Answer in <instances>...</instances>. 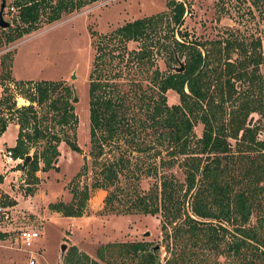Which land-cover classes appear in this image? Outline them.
I'll list each match as a JSON object with an SVG mask.
<instances>
[{"label": "trees", "instance_id": "1", "mask_svg": "<svg viewBox=\"0 0 264 264\" xmlns=\"http://www.w3.org/2000/svg\"><path fill=\"white\" fill-rule=\"evenodd\" d=\"M94 1L13 0V26L0 29V46L35 31L42 17L51 23L61 14ZM164 4V11L126 21L113 29L106 39L115 45L110 40H95V36V65L87 83V155L92 177L89 183L79 179L86 175L87 165L83 162L68 182L69 201L49 202L47 208L65 217L81 216L90 191L102 189L106 192L102 210L106 212L112 210L119 193L127 203L122 213L161 216L162 238L170 241L169 246L165 244L168 257L163 264H264V202L251 221L254 202L263 189L258 184L264 180V139L257 138L259 128L247 125L250 113L263 110L264 80L257 69L262 56L257 53L249 58L252 69L246 71L247 62L233 63L227 57L233 42L225 40L221 49V42L215 41L216 54L223 51L225 55L217 57L215 67L210 66L205 43L189 39L181 30L185 3L165 0ZM127 42L137 45L127 51ZM259 45L256 39L253 47ZM161 51L165 53L162 59L166 67L176 62V55L182 59V70L165 74L159 71L154 61ZM11 55L12 51H8L1 56L5 76H9ZM114 59L115 65L124 62L125 66H113L116 71L110 74L112 68L108 66ZM130 66L139 77L144 75L143 80L127 79L134 75L127 70ZM241 80L247 83L244 93L235 89L234 82ZM15 83L28 104L15 107L11 94H6L0 100V110H5L17 124L14 145L9 147L12 157L22 159L29 152L31 155L21 171L27 195L39 182L37 171L58 170L59 143L73 152L81 151L75 138L77 116L70 84L63 80ZM212 84L213 90H209ZM167 90L177 95V103H166ZM197 122L202 129L200 136L194 137L192 129ZM5 123L2 114L0 134ZM229 139L234 141L233 147ZM134 152L138 161L130 168L129 154ZM141 155L153 163H143ZM156 159L158 167H178L182 182L172 173H162L141 194L117 189L119 176L135 181L140 174L155 176ZM234 163L239 167L235 175ZM19 167L20 163L16 169ZM14 204V199L0 194V207ZM166 225L171 226L170 232ZM4 237L0 232V240ZM69 250L72 255L67 252L62 264H100L85 253L75 254L74 247ZM107 251L133 264H160L147 241L106 243L96 249V257L102 260ZM210 255L227 257L228 262L210 261Z\"/></svg>", "mask_w": 264, "mask_h": 264}, {"label": "rangeland", "instance_id": "2", "mask_svg": "<svg viewBox=\"0 0 264 264\" xmlns=\"http://www.w3.org/2000/svg\"><path fill=\"white\" fill-rule=\"evenodd\" d=\"M2 1L4 3L3 19L8 22V26L12 27L11 20L16 13V9L12 6L13 0H0V4ZM180 1H183L187 8L183 14L181 30L186 32L189 39L205 43L204 49H208L210 66L215 67L217 57L220 55L222 59L225 55L223 51L216 54L215 41L221 42V49L225 40L233 42V47L227 51V57L233 63L237 61L245 63L257 53L261 54V43L264 45V0ZM164 3L165 0H96L70 13L61 14L59 19L51 23H46L42 17L35 31L0 46V60L4 53L12 51L9 76L4 75V69L0 63V100L4 95L11 94L8 83L12 84L14 81L63 80L65 84L74 86L75 94L78 97V100L72 103L77 116L75 138L81 151L73 152L63 143H59L57 147L59 156L56 162L58 170L37 171L39 182L33 193L27 195L24 194L25 183L22 172L16 169V164L5 170V165H2L3 158L0 157V175L2 176L0 194L3 193L15 201L12 206L0 207V232L5 234V237L0 240V264H26L27 258L31 255L37 264H62V259L67 252L72 255L70 247L75 248V254L85 253L100 264H133L128 259L115 253L110 254L108 251L102 260H99L95 254L96 249L106 243L131 241H147L149 246L156 251L160 264H163L168 257L165 244L169 246L170 241L162 238L161 216L158 213L155 215L122 213L120 210L125 209L127 203L123 202L119 193L117 195L119 198H116L112 203V210L106 212L102 210L103 198L106 194L102 189L90 191L81 216L65 217L47 208L49 202L69 201L68 182L83 162L87 165L86 175L79 179H85L86 183H89L92 177L90 158L87 155L89 148L87 83L88 74L95 65V61H93L95 46L92 43L97 38L102 43L108 42L110 38L106 39V37L110 35L111 31L126 21L164 11ZM95 36L98 37L95 39ZM256 39L260 41V46L255 48L253 42ZM109 43L115 45L114 41L110 40ZM136 45L134 42H127L126 50L133 49ZM241 48H244L245 52H242ZM116 54L117 50L114 52V55ZM164 54L161 51L154 64L159 71L165 74L167 71H174L178 67V63L175 62L166 67L162 59ZM115 61L114 59L108 66L112 68L110 74L116 71L113 69L115 66V68H124L123 66H125L124 62L115 65ZM6 62L5 60L4 63ZM155 66L153 65L150 70ZM104 67L107 66L103 65L102 68ZM244 69L251 70L252 64L248 63ZM257 69L264 80L263 57ZM127 70L134 74L130 77L127 76V79L138 80L139 78L143 80L144 75L139 77L134 72L133 66ZM72 74L73 78H71ZM115 80L116 78H110V81ZM128 83L131 82L128 81ZM234 83L236 91L245 92L246 81L241 80ZM213 85L209 90H213ZM21 98L17 100V107L28 103L25 98L22 96ZM165 98L168 105L178 102L177 95L171 90L165 92ZM262 101V112H252L248 116V120L252 119L250 126L259 128L258 139H264V98ZM2 114L6 117V126L10 123L2 138L7 145H11L16 130L14 125L17 126V124L15 119H10L5 110H0V116ZM201 129V123L197 122L192 129L194 137L200 136ZM151 138L152 136H147V139ZM229 143L233 147L232 139H229ZM6 148L2 144L0 145V149ZM246 155L254 156L255 153L248 152ZM129 157V167L132 168L133 164L138 161L136 153H130ZM139 158L143 163L146 161L148 164L153 163L145 155H141ZM155 165L157 166L155 176L140 174L137 181L125 180L119 176V182L116 184L117 189H123L131 195L141 194L157 181L158 176L162 173H172L178 182H182L183 175L178 167H158V159L155 160ZM234 166L236 167L233 172L235 175L239 167L237 163H234ZM143 167L145 166L143 165ZM9 171L15 172L9 173ZM258 185L263 186V189L254 202L252 223L259 212L258 208L264 202V180ZM186 205H183L184 209H188V205ZM227 227L230 229V226ZM22 230H34L38 233V236L32 239L31 245L28 247H24L19 238ZM166 230L170 232L171 226L166 225ZM63 243L66 248L60 252V245ZM75 254L72 257H75ZM209 260L228 262V258L224 256L210 255Z\"/></svg>", "mask_w": 264, "mask_h": 264}, {"label": "built area", "instance_id": "3", "mask_svg": "<svg viewBox=\"0 0 264 264\" xmlns=\"http://www.w3.org/2000/svg\"><path fill=\"white\" fill-rule=\"evenodd\" d=\"M260 46V45H259ZM261 55L264 59V45L261 43ZM8 87H9V91H11V98L14 102V106L17 107V100L21 98V94H20V87H18V85H16V83H8ZM26 102H28L27 100H25ZM28 104V103H27ZM22 106V105H21ZM14 119V118H12ZM0 157L3 158V163L2 165H5V170H7L9 167H12L14 166V164H18L20 162V158H13L12 157V154H11V151L8 148L6 149H0ZM10 164H13V165H10ZM38 236V233L34 230H22L19 234V238L23 244L24 247H28L31 245V242H32V239L37 237ZM23 247V248H24ZM26 264H37L35 262V259L33 258V256H29L26 260Z\"/></svg>", "mask_w": 264, "mask_h": 264}, {"label": "water", "instance_id": "4", "mask_svg": "<svg viewBox=\"0 0 264 264\" xmlns=\"http://www.w3.org/2000/svg\"><path fill=\"white\" fill-rule=\"evenodd\" d=\"M3 1L1 2L0 4V28H5L6 26H8V22L4 21L3 19V16H2V9H3ZM175 59H176V62L178 63V67H176L174 69V71H181L182 68H183V62L182 60H179L177 58L176 55H174ZM74 75L72 74L71 75V78H73ZM70 87H71V90H72V99H71V103H75L77 100H78V97L77 95L75 94V89H74V86L72 84H70ZM251 118H249V120L247 121V125L249 126L250 125V122H251ZM31 159V155L30 154H25L23 156V158L21 159V162H20V167H19V170L22 171L25 167V165L30 161ZM145 235H147V233H145ZM66 248V245L63 243L60 245V252H63L64 249Z\"/></svg>", "mask_w": 264, "mask_h": 264}, {"label": "crops", "instance_id": "5", "mask_svg": "<svg viewBox=\"0 0 264 264\" xmlns=\"http://www.w3.org/2000/svg\"><path fill=\"white\" fill-rule=\"evenodd\" d=\"M8 125H10V123L8 124ZM7 125V126H8ZM14 125V124H13ZM6 126V127H7ZM15 126V133H14V136H13V142H12V144L11 145H7L6 144V142L3 140V134H4V132H5V130L0 134V145L2 144V145H4L5 147H12L13 145H14V140H15V135H16V131H17V126L16 125H14ZM6 127H5V129H6ZM12 172H15V171H9V173H12ZM6 178V177H5Z\"/></svg>", "mask_w": 264, "mask_h": 264}]
</instances>
